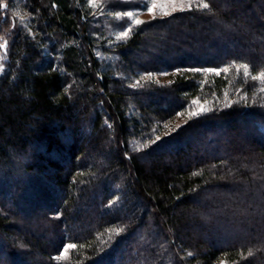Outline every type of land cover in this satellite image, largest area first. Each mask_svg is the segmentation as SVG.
<instances>
[{
    "label": "trees",
    "instance_id": "trees-1",
    "mask_svg": "<svg viewBox=\"0 0 264 264\" xmlns=\"http://www.w3.org/2000/svg\"><path fill=\"white\" fill-rule=\"evenodd\" d=\"M201 1L108 49L85 0H2L0 264H264V0Z\"/></svg>",
    "mask_w": 264,
    "mask_h": 264
},
{
    "label": "rangeland",
    "instance_id": "rangeland-1",
    "mask_svg": "<svg viewBox=\"0 0 264 264\" xmlns=\"http://www.w3.org/2000/svg\"><path fill=\"white\" fill-rule=\"evenodd\" d=\"M86 2V12H89V14H91L94 18H99L102 19L104 21L103 25L107 28V33L109 38L107 39H101V42H103L108 49L112 48L114 46V43L112 41V39H115L117 41H121L126 39L127 37L121 38V39H117V36L120 35L122 32L124 31H128L129 28L132 29L135 28V26L140 25L141 23H145V22H150L152 20L155 19H162V18H167L173 14L179 13V12H183V11H187V10H191L194 8H199L198 5L203 3L201 0H193L191 9L188 8L187 4L184 5V10L181 11L180 10V0H102V3L100 5V7H93L90 4V0H85ZM121 3L124 4H136L139 5L137 6V8L135 9H129V10H114V9H109V7H115L118 5H121ZM147 4L149 8L152 7L153 4L156 5V7L150 12L148 11L144 5ZM15 9L14 12L16 14L17 17L20 18L21 21H23L24 23L26 21H28L27 16H26V12L22 11V9L20 8V6L18 5V3H15ZM164 7L167 9V11L169 12L168 15H162L161 14V7ZM173 8H175L176 10H173ZM128 11H132L134 13V19H139L141 21L140 24H135L133 23L127 16H117L118 13L122 14ZM23 17V19H22ZM26 27L30 28V25L27 24ZM128 36L130 35V32ZM215 73H217V71H213ZM148 77H151V79H153V81H158L160 83H166V82H170V78H171V74L169 73H161V74H151ZM195 101V103H194ZM207 102H205L204 100L201 99H196L193 100L190 107V112L193 115H198V114H202L204 112H207L209 110V107H207ZM201 109H203V111H201ZM186 113H183L182 115H179L176 119H173V122H170L168 124H163L162 126V130H167L170 126H172V124L174 125H178L180 124V119H182V117H185ZM67 251L64 250V252L62 253V258L68 256V252L70 251L71 248L66 247Z\"/></svg>",
    "mask_w": 264,
    "mask_h": 264
},
{
    "label": "snow or ice",
    "instance_id": "snow-or-ice-1",
    "mask_svg": "<svg viewBox=\"0 0 264 264\" xmlns=\"http://www.w3.org/2000/svg\"><path fill=\"white\" fill-rule=\"evenodd\" d=\"M101 3H102V0H90V4H91V6H93V7H100ZM192 3H193V0H180V10H181V11L184 10V5H185V4H187L188 8L191 9ZM0 6L7 7L6 4H2V0H0ZM144 7H145L148 11L151 12V11L156 7V5L153 4L152 7L149 8L148 5L145 4ZM198 7H202V8H204V9H207V8H209V4H208V3H201V4L198 5ZM173 10H176V9L173 8ZM161 14H162V15H168L169 12L167 11L166 8H164V7L162 6V7H161ZM121 15H123V16H127V17H128L133 23H135V24H140V23H141V21H140L139 19H134V13H133L132 11H128V12H125V13H122V14H120V13L117 14L118 17L121 16ZM22 19H23V17H22ZM129 31H131V28H129L128 31H124V32H122L120 35H118V36H117V39H121V38L127 37L128 34H129ZM0 40L4 41L3 44H0V47H4V48H6L7 41H6V40L4 39V37H2V36H0ZM241 68H243V70H244V76H245V77L249 76V66H248L247 64H241V65L237 66V71L239 72V70H240ZM0 70H2V65H0ZM207 71H214V70L209 69V70H207ZM223 71H224V72H227L228 69H227V68H226V69H223ZM217 74H219V73L217 72ZM148 79H151V77H148ZM252 79H253V80L264 81V72H261L259 75H253V76H252ZM262 91H264V89H262ZM245 99H247V98L245 97ZM194 103H195V101H194ZM201 111H203V109H201ZM158 138H159V137H157V139H158ZM110 231H111V232H115V233L118 235L120 232L123 231V229H111ZM109 238H111V237H109ZM67 247H68V248H76V245H75V244H69ZM65 251H67V249H65ZM248 254L251 255V254H252L251 251H249ZM188 255L191 256L192 253L189 252Z\"/></svg>",
    "mask_w": 264,
    "mask_h": 264
}]
</instances>
